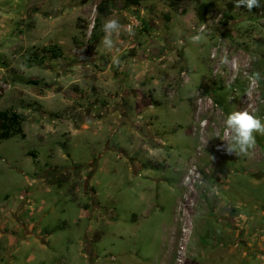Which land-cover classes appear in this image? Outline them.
Instances as JSON below:
<instances>
[{
    "label": "rangeland",
    "instance_id": "1",
    "mask_svg": "<svg viewBox=\"0 0 264 264\" xmlns=\"http://www.w3.org/2000/svg\"><path fill=\"white\" fill-rule=\"evenodd\" d=\"M99 1L0 0V264H264V136L221 140L264 121V0Z\"/></svg>",
    "mask_w": 264,
    "mask_h": 264
},
{
    "label": "clouds",
    "instance_id": "2",
    "mask_svg": "<svg viewBox=\"0 0 264 264\" xmlns=\"http://www.w3.org/2000/svg\"><path fill=\"white\" fill-rule=\"evenodd\" d=\"M241 6H245L251 11L254 7L259 8L260 3L259 0H235V7L239 8ZM122 27L119 20L115 18H110L103 23L102 31L105 35L101 43L106 49L111 50L114 47L113 35L119 36ZM127 33L130 36L135 35L134 30L130 27L127 29ZM203 38V34H197L192 36L191 40L193 43L198 44ZM114 62L118 63L119 61ZM220 63L235 66V61H230L227 54L221 57ZM259 77L260 74L256 73V78L259 79ZM256 134L264 136V121L261 118L247 110L232 111L227 114L223 121V138H220L224 142L223 150L229 155L235 154L236 157L252 158L257 143Z\"/></svg>",
    "mask_w": 264,
    "mask_h": 264
},
{
    "label": "trees",
    "instance_id": "3",
    "mask_svg": "<svg viewBox=\"0 0 264 264\" xmlns=\"http://www.w3.org/2000/svg\"><path fill=\"white\" fill-rule=\"evenodd\" d=\"M116 1H123L128 5H132L134 7H140L142 3L149 1V0H100L97 5V12L99 15H103L105 17H109L113 14L112 5ZM185 0H170L169 5L171 8H178ZM260 3V2H259ZM246 8L245 6H242ZM262 4L260 3L259 8H253V10H258L262 8ZM198 12H202L204 15H207L210 12L209 7L205 5H200L198 7ZM97 25V23H96ZM58 50L55 49L54 53L57 56ZM57 58V57H55ZM22 136L24 137L25 134L21 128V118L16 113H10L7 111L0 112V139L7 140L13 138L15 136Z\"/></svg>",
    "mask_w": 264,
    "mask_h": 264
},
{
    "label": "crops",
    "instance_id": "4",
    "mask_svg": "<svg viewBox=\"0 0 264 264\" xmlns=\"http://www.w3.org/2000/svg\"><path fill=\"white\" fill-rule=\"evenodd\" d=\"M252 260V258H250Z\"/></svg>",
    "mask_w": 264,
    "mask_h": 264
},
{
    "label": "flooded vegetation",
    "instance_id": "5",
    "mask_svg": "<svg viewBox=\"0 0 264 264\" xmlns=\"http://www.w3.org/2000/svg\"><path fill=\"white\" fill-rule=\"evenodd\" d=\"M25 233H27V232L25 231Z\"/></svg>",
    "mask_w": 264,
    "mask_h": 264
}]
</instances>
